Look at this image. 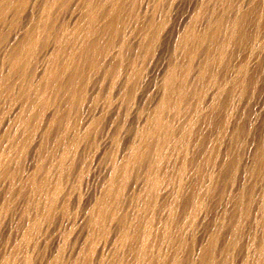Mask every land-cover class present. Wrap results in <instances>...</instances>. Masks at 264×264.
Instances as JSON below:
<instances>
[{
    "label": "bare ground",
    "instance_id": "bare-ground-1",
    "mask_svg": "<svg viewBox=\"0 0 264 264\" xmlns=\"http://www.w3.org/2000/svg\"><path fill=\"white\" fill-rule=\"evenodd\" d=\"M263 67L264 0H0V264H264Z\"/></svg>",
    "mask_w": 264,
    "mask_h": 264
},
{
    "label": "rangeland",
    "instance_id": "rangeland-1",
    "mask_svg": "<svg viewBox=\"0 0 264 264\" xmlns=\"http://www.w3.org/2000/svg\"><path fill=\"white\" fill-rule=\"evenodd\" d=\"M182 10V8L180 7V8H178L177 10H173V11H171V13H170V16H171V18H170V16H169V18L171 19H168V24L170 25L171 23H173V21H172V17H173V20L175 19V17H174V15L176 14V15H178L179 14V12H181V10ZM173 12V13H172ZM172 14H174V15H172ZM175 15V16H176ZM263 72H264V67H263ZM264 73H263V79L261 80V82L259 83V86H258V90H257V94L255 95V97L256 98H253V102L251 101L250 102V104L248 105V107H247V109H246V114L247 113H249V114H247L248 116V118H247V124H248V126L250 125V126H252V127H250V128H248L247 130H249V131H251V132H249V131H246V133L244 134V136H243V139H242V144H241V146L242 147H240V149L242 148V150H244V151H241L240 149H239V151H240V153H241V157H242V155H243V159L242 160H246V159H248V157H250V159H251V150L254 148V145H256V143H257V141L259 140V142L262 140V138L261 137H258V136H262V134L264 135V108H262V107H264ZM262 86V87H261ZM263 90V91H262ZM259 95V96H258ZM257 97H258V99H257ZM261 97V98H260ZM263 98V99H262ZM256 99V100H255ZM255 102V103H254ZM262 102V103H261ZM258 103V104H257ZM254 104H256L257 106H255ZM252 105V106H251ZM255 107H254V106ZM261 105V106H260ZM260 106V107H259ZM258 107V108H257ZM251 108H253L252 110H250L249 111V109H251ZM258 110V112H257V110ZM262 109V110H261ZM255 111V112H254ZM255 114H256V116H255ZM259 114V115H258ZM258 115V116H257ZM250 117V118H249ZM253 117H255V118H253ZM254 119V120H253ZM256 119H257V121H256ZM263 121V122H262ZM254 125H255V129H254ZM251 129V130H250ZM261 129H263V132H262V130ZM254 130V131H253ZM258 131H260L259 133H258ZM253 132V133H252ZM261 132H262V134H261ZM247 133H249V136H248V134ZM247 134V135H246ZM252 134V135H251ZM257 134V135H256ZM249 138H248V137ZM258 137L257 138V140H256V138L255 137ZM244 137H246L247 139H249V141L250 142H248L247 141V139L246 138H244ZM263 137V136H262ZM259 138H261V139H259ZM251 139H253V141L251 140ZM246 140V141H245ZM255 141V142H254ZM248 142V143H247ZM245 143V144H244ZM249 143L251 144V145H249ZM247 144V145H246ZM253 144V145H252ZM248 145H249V150L246 148V147H248ZM244 146H245V148H244ZM253 147V148H252ZM248 150V151H247ZM247 151V152H246ZM250 154H249V153ZM243 153V154H242ZM248 153V155H246ZM244 154L247 156V157H244ZM250 155V156H249ZM246 158V159H245ZM243 162V161H242Z\"/></svg>",
    "mask_w": 264,
    "mask_h": 264
}]
</instances>
